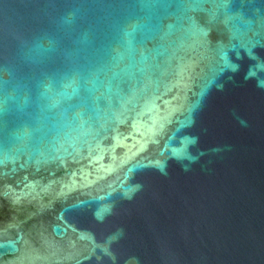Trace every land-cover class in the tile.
I'll return each instance as SVG.
<instances>
[{"label":"water","instance_id":"1","mask_svg":"<svg viewBox=\"0 0 264 264\" xmlns=\"http://www.w3.org/2000/svg\"><path fill=\"white\" fill-rule=\"evenodd\" d=\"M0 264H264V0H0Z\"/></svg>","mask_w":264,"mask_h":264}]
</instances>
